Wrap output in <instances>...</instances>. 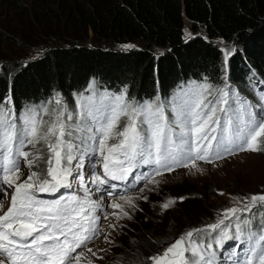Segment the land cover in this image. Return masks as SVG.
<instances>
[{"label": "snow or ice", "instance_id": "obj_1", "mask_svg": "<svg viewBox=\"0 0 264 264\" xmlns=\"http://www.w3.org/2000/svg\"><path fill=\"white\" fill-rule=\"evenodd\" d=\"M222 51L226 71L229 57L239 50ZM88 90L92 95L76 96L75 113L59 93L53 97L55 107L43 105L39 111L29 107L18 116L11 94L0 100V185L4 186L0 192L8 196L11 189L7 210L0 214V264H81L85 252L77 250L89 241L104 233L105 241L112 244L111 233L98 226L101 200L105 194L113 198L108 207L114 211L103 214L105 221L114 218L108 229L115 231L122 219L132 220L133 213L142 210L136 201L148 197L116 198L118 185L112 182L128 181L141 166L151 168L136 177L146 179L147 188L159 185L157 177L177 168L195 174L203 171L199 162L213 164L239 152H264V92L260 104L254 105L227 84L214 89L207 82H193L170 99L157 94L143 102L129 100L126 89L99 98L94 83ZM257 107L259 112L254 111ZM41 113L50 119H43ZM38 145H43V152ZM28 146L32 151L25 150ZM21 161L29 169L23 179ZM41 161L46 165L43 175L32 170ZM86 162L93 170L88 180ZM97 167L100 172L94 171ZM89 183L101 200L92 199ZM43 193L53 198L43 199L39 195ZM178 199L183 202L185 197ZM176 202L177 198H169L161 209L166 211ZM237 205L223 209L215 222L181 234L148 261L218 264V255H225L219 250L227 247L231 264H264V211L259 212L256 230L253 223L264 208V192L237 199ZM241 245L237 255L235 248ZM87 252L96 256L91 248Z\"/></svg>", "mask_w": 264, "mask_h": 264}, {"label": "trees", "instance_id": "obj_2", "mask_svg": "<svg viewBox=\"0 0 264 264\" xmlns=\"http://www.w3.org/2000/svg\"><path fill=\"white\" fill-rule=\"evenodd\" d=\"M39 1L28 0L31 18L41 12L59 13L50 18L49 29H54L50 38L36 56L0 63V100L11 94L17 115L29 107L37 111L43 105L55 107L56 93L75 113L76 96L92 95L90 83L98 98L126 89L129 100L143 102L157 94L173 98L184 84L207 82L215 89L229 81L234 92L260 104L250 83L261 87L264 79V0H46L42 5ZM184 18L190 23L189 37ZM0 40L2 45L16 43L3 28ZM221 41L239 50L229 57L226 71ZM38 147L44 151L43 145ZM36 167L41 175L46 171L44 161ZM198 195L181 202L192 228L208 223V207ZM146 208L141 205L144 215L137 211L129 220L140 258L125 254L123 264H145L158 252L154 243L163 237L151 230Z\"/></svg>", "mask_w": 264, "mask_h": 264}, {"label": "rangeland", "instance_id": "obj_3", "mask_svg": "<svg viewBox=\"0 0 264 264\" xmlns=\"http://www.w3.org/2000/svg\"><path fill=\"white\" fill-rule=\"evenodd\" d=\"M45 1L40 0L39 4L42 5ZM49 8L53 10L55 7L51 5ZM27 10H30L28 0H0V28L13 35L16 40L13 45H2L0 43V63L12 64L17 60L21 61L23 58L34 57L40 52L41 46L50 38L51 35L49 34L54 30L49 29L50 18L59 13L54 9L55 11H50L49 14L41 12L40 15L31 18V15L27 14ZM184 26L186 37H189L191 35L190 23L186 18H184ZM220 45L223 50L233 48L232 43L226 44L221 41ZM20 51H23L22 54H20ZM250 88L253 95H260L259 91L255 89L253 80L250 83ZM29 147H26L25 150ZM29 151H32L31 147ZM199 166L203 169L200 173L191 174L187 169L177 168L174 172L165 174L162 178L157 177L161 180L159 185L149 184L145 188V184L141 187L145 189L143 193L140 192V188L129 194L133 197L139 195L148 197L147 201L140 199L136 202L139 207L143 204L147 206L145 215L152 218L151 230L163 237L162 240H157L154 243L156 251H158L156 254H162L181 234L193 229L191 225L189 226L186 223L179 197L187 198L191 194L197 196L198 193H201L198 198L208 207L205 219L207 218L208 223H212L219 217L223 209L238 206L237 199L264 192V152H239L213 164L199 162ZM32 170L40 171L37 167ZM92 171L87 167L86 162L85 180L90 178ZM94 171L100 172V168L97 167ZM21 172L23 173L22 179L26 178L29 172L23 161H21ZM87 186L93 190L92 199L101 200V194L95 191V187L90 183ZM0 187L4 186L0 185ZM7 191L8 196L0 192V204L4 206L3 209H0V214L7 210L10 202L11 189ZM78 194L82 195L83 193ZM39 195L43 199H48L46 193ZM114 196L119 197L118 187L114 191ZM169 198H177V202L168 210L163 211L161 204ZM112 199V197L105 194L101 200L103 207L98 210L97 214L101 217L98 226L103 228L105 233H111L110 239L113 243L109 244L105 241L104 233L89 241L86 248L78 249L85 252V257L81 261L84 264H87L89 259L93 261V264H123L121 257H125V254L130 256L131 259L140 256V252L137 251L139 244L131 235L132 230L130 229L131 223L129 220L122 219L119 222L120 227L115 231L107 228V224L113 222L114 218L110 217L108 221H105L103 214L105 211L108 213L114 211L108 207L112 203ZM138 213V215H144L142 211ZM133 215H135V212ZM138 223L139 221L133 225L137 226ZM202 226L203 224L194 228ZM87 248H91L96 252V256L93 257L91 253H88ZM226 249L228 248L226 247ZM241 249L235 250L237 255L241 253ZM121 252H124V254H121ZM225 263L231 264V260L227 259ZM145 264H150V262L146 260Z\"/></svg>", "mask_w": 264, "mask_h": 264}]
</instances>
